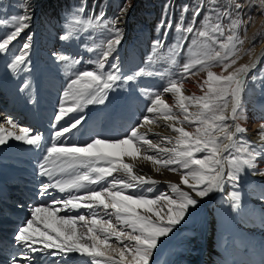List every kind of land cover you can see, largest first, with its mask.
I'll list each match as a JSON object with an SVG mask.
<instances>
[{"label":"snow or ice","instance_id":"1","mask_svg":"<svg viewBox=\"0 0 264 264\" xmlns=\"http://www.w3.org/2000/svg\"><path fill=\"white\" fill-rule=\"evenodd\" d=\"M248 4L264 11V0H248ZM244 6L238 0H225L220 6L222 12L211 13L216 17L214 24L201 22L200 28L188 26L184 29L186 33H194L190 48L204 38L203 43L210 40L222 51L208 45L210 50L203 53V58L196 56L182 65L181 78H186L197 68L206 72V79L201 84L203 95H184L178 79L169 80L163 88V93L174 94L175 108L179 109L183 119L174 112L172 105L162 99V93L156 92L147 108L148 114L131 128L130 133H125L124 138H93L84 146L53 142L46 148L47 154L43 157L44 162L38 165V174L47 177L48 182L39 185L34 194L39 199L29 208V214L21 221L15 235L17 244L27 250L23 259L28 264H40L45 255L70 258V254L87 257L90 264H151L154 252L178 225L192 215L199 198L222 188L226 179L238 181L241 172L255 169L258 159L264 160V124L260 125V144L245 141L243 137L237 139V134L246 132L236 121L244 112L243 99L248 82L258 79L253 73L255 62L236 66L240 59L238 46L244 39L238 29L242 24L245 27L250 24V20L244 21L240 16ZM23 9L22 15L12 18L14 30L0 37V52L9 50L11 43L29 27L28 5L25 4ZM200 10L197 6L194 16H198ZM120 11L123 15L126 8ZM99 19L96 17L97 21ZM119 19L118 16L111 22L112 36L107 40L97 68L80 71L71 80L64 92L65 99L61 101L57 122L69 113L80 111L83 105L104 103L107 93L117 86L118 81H134L141 75L122 76L116 63H111L107 72L103 71L108 57L121 44L122 30L117 26ZM225 19L230 21L231 34L227 36L223 24ZM31 39L29 35L27 40ZM29 48L30 43L25 42L24 51L15 56L10 67L21 64ZM215 63H222L224 71L214 72L212 66ZM261 84L264 85V79H261ZM69 103L72 106L65 107ZM192 106L196 111H189ZM149 114L173 122L169 127L176 135L164 137L171 147H161L160 143H154L140 131L155 123ZM82 119H76L70 127H62L55 132V140L60 141L80 125ZM6 122L12 129L19 127L12 119L6 118ZM185 123L194 125V131L186 130L183 127ZM19 133L0 124V144L14 138L37 149L42 148L40 134L31 133L28 128H19ZM150 151L154 154L148 155ZM141 152L144 153L142 157ZM124 157L133 162L138 158L150 161L156 172L163 168L178 173L179 183H170L168 192L156 194L154 186L161 181L134 173L135 164L125 162ZM260 174L264 176V170ZM57 175L61 178L53 182ZM133 189L135 191L131 194H126ZM232 198L234 207H239V194L233 193ZM97 209H103V212ZM81 210H86L87 214H82ZM113 239L116 245L110 243ZM19 259L14 257L12 264H19Z\"/></svg>","mask_w":264,"mask_h":264},{"label":"bare ground","instance_id":"2","mask_svg":"<svg viewBox=\"0 0 264 264\" xmlns=\"http://www.w3.org/2000/svg\"><path fill=\"white\" fill-rule=\"evenodd\" d=\"M72 1L73 0H25V4L28 5L27 10L29 13L32 11L31 8L35 7L33 10V20L36 22L32 23L31 26L37 27L40 33L45 26L49 27L51 31L53 29L57 30L59 26L64 30L61 12L69 8V4ZM34 2H36V5ZM140 2H145L146 4L144 7L146 9V14L142 17L145 26L144 32L141 34L142 43L135 54L128 51L122 53L120 52L121 50L116 51V55L114 56L116 58L115 63L120 67L121 75L124 74L126 69L128 57H132L133 66L138 65L139 61L143 58V52L146 51H143L142 48L148 47L150 41L155 38L154 30L159 19L156 2L154 0H122L117 13L120 17L118 26L121 27L123 31L121 41L124 43L125 37L127 36V26H129L124 20L126 21L127 17L134 13L132 10L137 8V4H140ZM31 3L32 5H30ZM60 3L61 6L59 7L58 4ZM121 8H126V13L123 15H121ZM23 11L24 9L22 8V12ZM112 11L113 9H110L111 13ZM5 31L6 28H0V37L5 36ZM41 35H43V33ZM260 40L261 41L257 44L254 58L247 63L255 62L256 66L259 64L261 57L264 55V36ZM20 44L21 43L16 41L12 42L9 50L0 52V60L5 59L11 50L14 58L20 55L21 52L24 51L23 45L21 44L20 46ZM39 47L40 45L38 46L37 43H35L33 50H27L25 60L23 61L25 62L24 64H19L17 67H10L11 64L0 65V79H2L0 80V104H2L5 99L9 100L7 104H5V108L11 113L8 116L7 113H5L6 109L4 112V108H2V112L0 111V119L4 116L14 121L18 118V115L24 113L26 117L25 119H21V121H26L28 127H33L35 125L34 127L38 128V132L34 133V131L31 130V133L40 134L42 140L48 143V147H50L53 142L63 143L66 146H84L86 143L91 142L93 138H124L125 133H130L131 128L136 126L145 114H148L147 108L150 106V101L154 98L153 94L156 92H161L162 99L169 105H172L174 112L183 119V115L180 113L179 109L175 108L176 99L174 94L163 93V88L167 86V83H165L163 86L157 87L156 92L152 93L151 97L145 95L140 96L136 93L124 95L110 94L107 95L104 103L83 105L80 111L69 113L68 116L57 122L56 116L59 114L61 101L65 99L64 92L68 90L69 84L73 78L69 74H59L47 68L43 60L45 58L48 59L50 54L49 52H45V49H39ZM6 59H9V56ZM87 63L82 65L81 69L83 71L94 70L91 64ZM212 70L217 74L223 72L219 70L218 67L215 69L212 68ZM37 74L41 75L42 81L39 82L36 78ZM191 74L189 78H183L178 86L186 96H191L193 94L196 96L203 95L201 84L203 80L206 79V72L199 71L197 68ZM9 79H13L14 84L13 81ZM18 94H20V96L17 98V101H14V103H16L13 105L11 101ZM251 98L252 91L249 95L245 94L243 105L246 104L245 99L251 100ZM10 103L11 105H9ZM249 105H251V103H249ZM69 106L72 105L70 103L65 105V107ZM1 107L2 105H0V108ZM189 111H196V108L192 106L189 108ZM257 114H260V112H257ZM149 115L155 119V123L140 129V131L146 133L147 138L154 143H160L161 147H171V145L164 140V137H174L176 135L171 127H169V124L173 122L165 121L161 116L156 114ZM244 115L243 112L241 118L238 119L236 123H239L241 127L245 128L246 132L237 134V139L243 137L245 141L253 142L256 145L260 144V125L262 123L251 120V124L248 125ZM81 117H83V119L80 125L72 129L69 133H66L60 138V141L55 140V132L60 131L62 127H70L71 123H74L76 119H80ZM229 123L232 122L230 121ZM18 124L19 127L12 130L16 132V134H20L19 128H22L20 123ZM177 126L181 125L177 124ZM183 127L188 131H194L195 128L194 125L190 126L187 123H185ZM149 128H151V131H149ZM16 141L18 140L8 138L6 143H15ZM0 153L3 155L1 156L2 158L8 157V154H10L13 159L19 160L22 158L15 153H8V147L4 144H0ZM19 153L21 155H26L27 159H29L28 153ZM147 154L152 155L154 152L150 151ZM140 155L142 157L144 153L141 152ZM124 160L125 162L135 164L133 169L134 173L145 177L151 176L154 180L161 181L160 184L154 186V192L156 194L168 192V185L170 183H179L178 173L169 172L167 169L163 168L160 172H156L150 161H144L138 158L133 162L128 157H124ZM261 170H264V160L258 159L256 168L246 169L241 172L238 181L231 182L226 179L222 188L210 192L205 197L199 198V203L192 215L188 217L185 222L178 225L176 230H174L168 238L164 239L163 243L158 247L161 248L162 251L154 252L151 264H223V256L231 255H234L235 261L238 263L239 259L246 257L247 252H245V247L248 246L245 244L247 239L240 235L237 237L238 235H236V233L249 235L251 237L249 240L255 242V245L258 246L256 249L260 250L259 252H263L264 247L258 245V241L253 238L256 237L264 241V176L260 174ZM225 172H227V166L225 167ZM41 182H48L47 177L38 176V178H36L33 173L22 175L0 168V231L5 233H0V236L7 237V240H15L18 227L14 224L16 222L10 218V215L12 212H15L13 217H18L20 221H22L25 215L29 214L30 207H28V205L33 206L37 203L39 198L34 194L37 192ZM230 184L239 187L245 195L248 205L255 206L254 212L248 208L240 209L232 206V201L228 194ZM149 186L151 185H145V187ZM132 191H135V189L129 190L126 194H131ZM53 195L60 196L58 193H53ZM21 205L25 207H20ZM213 208H220L221 210L226 208V214L222 215V217L216 214L217 218L225 224V228L215 227V223L211 217V209ZM85 214H87V212ZM223 217L224 219H222ZM112 220L116 222L115 218ZM216 229L221 234L218 241L219 249L216 248L217 246L214 241V231ZM245 237L248 238V236ZM232 239L236 246L242 250L236 251L232 247ZM0 240L3 239L0 237ZM16 246L17 249L22 252L21 255L17 256L20 258L19 264H28V261L23 259L27 250L20 247L17 242ZM32 255L35 256L36 254ZM55 258H57V260L54 264H60L61 262H65V264H90L87 257H81L79 254H70V258L45 255L40 264H52Z\"/></svg>","mask_w":264,"mask_h":264},{"label":"rangeland","instance_id":"3","mask_svg":"<svg viewBox=\"0 0 264 264\" xmlns=\"http://www.w3.org/2000/svg\"><path fill=\"white\" fill-rule=\"evenodd\" d=\"M121 1L122 0H73L69 4V8L61 12L64 30L61 26H59L57 30L53 29L51 31L49 27L45 26L46 28L43 27L41 33L37 27L31 26L32 23L36 22L33 20V10L35 9V7H33L31 8L32 11L29 13L31 16V19L28 22L30 24V28L28 27L25 29L22 32L23 34L21 33L15 41L21 43L22 45L25 42L30 43L29 51L33 50L34 44L37 43L38 46L40 45L39 49H45V52H49L50 54L49 58L51 59L45 58L43 60L47 68H50L59 74H69L74 79L78 72L83 71L81 69L82 65L87 62V64H91L92 69L94 68L95 70L97 68V62L102 59V53L106 49L107 40L112 36L111 22L118 17L117 13L119 7L121 6ZM154 1L156 2V6L158 8L157 15L159 17L154 30L155 38L150 41L148 47L142 48L143 51H146L143 52V58L139 61L138 65L133 66L132 57H128L126 69L122 76L132 75L135 73H141V75L137 76L134 81L126 83L118 81L117 86H114V88L110 90L107 95L136 93L140 96L145 95L151 97V94L156 92L157 87L163 86L165 83H168L169 80L178 79L182 81L183 78L180 76V73L182 72V65L187 60L196 58V56L203 58V53L210 50L208 45H211V47H214L217 51H222L219 49L218 45L212 44L210 40L207 44L203 43L204 38L197 40L196 44H193L190 48L189 45L192 44L194 33H186L184 29L188 26L200 28L202 26L201 22H203V24H209L211 21V23L214 24L216 17L211 15V13L213 11L222 12L223 9L220 6L225 3V0ZM245 1L238 0V2L245 5L240 12V16L244 21L250 20V24L246 27L242 24L238 29L239 35L244 39L243 43L238 46L239 51L237 52V55L240 59H238L236 66L240 64H248L247 62H250L254 58L257 44L264 36V11H262L258 6L249 5L248 0ZM34 3L36 5V2ZM24 4L25 0H0V28H6L5 36L10 31L14 30L15 22L12 18L23 14L22 6ZM30 5H32V3ZM58 6L60 7L61 3L58 4ZM145 6V2H140V4H137V8L132 10L134 13L130 14L126 21L124 20V22L128 23L130 26H127V36L125 37L124 43L121 41L118 48L110 55L111 57H108L103 71L107 72L110 67L109 64L115 63L116 58L114 56L116 55L115 53L117 50H121V53L128 51L135 54L139 49V46L142 43L141 34L145 29L143 23L144 21L142 19V17L146 14V9L144 8ZM197 6H200V14L198 16H194ZM110 9H113L112 13L110 12ZM101 13H103V16H101ZM96 17H100L99 21L96 20ZM89 21H91V24H89ZM223 24L225 26V36L231 34L229 31V19H225ZM178 27L180 29L179 31ZM119 28L121 29V27ZM42 33L43 35H41ZM28 34L32 37L30 41L27 40V37L29 36ZM62 37H64V39H62ZM8 56L9 59H6ZM62 57H67L68 59L65 60ZM13 59L14 55L11 50L5 59L0 60V65L12 64ZM173 60H175V63ZM24 63L25 62H22L21 64ZM216 67H218L219 70L224 71L222 63H215L212 66L213 69ZM195 70L196 69H194L193 72ZM253 73L258 77V79L256 81L248 82L246 95H249L252 91V98L251 100L245 99L246 104H244V107L246 106L244 108V116L247 119L246 121L248 125L251 124V120H255V122L259 121L258 123L264 124V85L261 84V79H264V55L261 57L259 64L254 68ZM190 75L192 74L190 73L186 78H189ZM36 78L39 82L42 81L40 74H37ZM9 80L13 81V79ZM19 96L20 94H18L11 101L13 105H15L16 102L14 103V101H17ZM8 101L9 100L5 99L3 103L0 104L2 105L0 111L4 108L5 112V104H7ZM11 103L9 105H11ZM249 103H251V105H249ZM248 105L252 109H250ZM7 112V115L9 116L10 113L6 109L5 113ZM257 112H260V114H257ZM3 117L0 119V124H3L6 129L14 130L11 129V125L7 124L6 118ZM13 122L19 125L16 120ZM27 125L21 127H26L30 129V131H34V133L38 132V128L34 127L35 125L33 127H28ZM1 156L3 155L0 153V157ZM233 193L239 194V207H234L235 201L232 198ZM228 194L234 208H248L253 212L255 211V206L248 205L245 195L237 185L230 184ZM97 211L103 212V209H97ZM216 214L217 216L222 217V215L226 214V208L222 210L220 208L211 209V217L215 223V227L218 228L225 226V224L217 218ZM27 215L28 214H26L25 217ZM222 219H224V217ZM216 232L219 231L217 229L214 231V241ZM0 233L5 234L2 231H0ZM219 235L221 236L220 233ZM237 237H239V235ZM110 243L116 245L117 242L113 239ZM159 249L160 248L157 250ZM53 260L52 264H54L57 258ZM60 264H65V262H61Z\"/></svg>","mask_w":264,"mask_h":264}]
</instances>
